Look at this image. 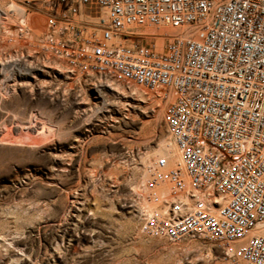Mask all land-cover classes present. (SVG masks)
<instances>
[{
  "label": "built area",
  "instance_id": "1",
  "mask_svg": "<svg viewBox=\"0 0 264 264\" xmlns=\"http://www.w3.org/2000/svg\"><path fill=\"white\" fill-rule=\"evenodd\" d=\"M46 21L43 51L71 71L159 93L180 153L158 158L148 187L160 208L145 237L207 240L227 264H264V0H0V27ZM170 26L162 52L133 27ZM168 184L162 200L157 186Z\"/></svg>",
  "mask_w": 264,
  "mask_h": 264
},
{
  "label": "rangeland",
  "instance_id": "2",
  "mask_svg": "<svg viewBox=\"0 0 264 264\" xmlns=\"http://www.w3.org/2000/svg\"><path fill=\"white\" fill-rule=\"evenodd\" d=\"M15 24L0 27V137L28 123L32 137L42 124L47 136L34 146L0 144V264H227L207 240L141 232L163 207L144 168L146 151L171 140L159 93L71 71L43 51L46 21L37 14L22 32ZM131 31L157 52L177 33Z\"/></svg>",
  "mask_w": 264,
  "mask_h": 264
},
{
  "label": "bare ground",
  "instance_id": "3",
  "mask_svg": "<svg viewBox=\"0 0 264 264\" xmlns=\"http://www.w3.org/2000/svg\"><path fill=\"white\" fill-rule=\"evenodd\" d=\"M174 30L177 31L176 34H178L180 32L179 29H174ZM153 32H155L154 29L147 30V33H153ZM24 69H25V67H24ZM28 125L29 126L26 125L27 126L26 127L23 124V125H20L18 127L13 128V129L5 127V131H4L5 136L2 135L0 137V144L34 146V145H37V143H43V141L45 140V138L47 136V134L44 133L45 132L44 130L47 129L44 127L45 124L41 125L42 126L41 129L39 128L41 133L37 137L31 136V133L36 132L37 128H35V127L31 128V123H28ZM168 136H170V135H168ZM160 157L167 158L169 167H174L181 162L180 153L176 149L173 141L167 139V140L162 141L161 144L158 145L157 147H151L146 151V155L144 157V168H145L146 173L149 172V168H151L154 165L155 161ZM156 190L160 194V197L162 200H166L169 198V196H168V192H169L168 184H161V185L157 186ZM259 224H261V223H258L256 225V227L254 228V231H252L251 235L264 236V223H263V225H259Z\"/></svg>",
  "mask_w": 264,
  "mask_h": 264
}]
</instances>
